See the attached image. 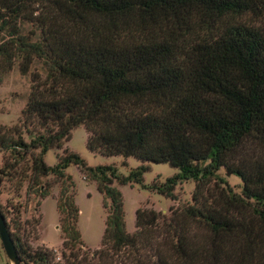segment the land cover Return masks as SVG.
Segmentation results:
<instances>
[{"label":"trees","instance_id":"trees-1","mask_svg":"<svg viewBox=\"0 0 264 264\" xmlns=\"http://www.w3.org/2000/svg\"><path fill=\"white\" fill-rule=\"evenodd\" d=\"M25 24L35 31L24 34ZM35 62L44 77L30 71ZM16 64L31 83L23 120L39 130L26 141L17 127L0 128L9 157L0 182L23 179L27 157L34 196H50L40 180L53 177L63 236L60 262L47 247L32 248L0 209L20 264H104L123 255L132 264H264V0H0V82ZM80 126L92 154L141 165L123 176L64 149L48 166V151L62 150ZM251 148L261 155L248 156ZM150 163L178 172L145 184ZM71 165L96 183L107 211L101 249L89 258ZM221 170L240 179L239 193ZM115 182L172 201L179 184L195 188L191 204L171 210L162 226V215L138 209L129 234ZM160 228L169 252L156 245Z\"/></svg>","mask_w":264,"mask_h":264},{"label":"rangeland","instance_id":"rangeland-1","mask_svg":"<svg viewBox=\"0 0 264 264\" xmlns=\"http://www.w3.org/2000/svg\"><path fill=\"white\" fill-rule=\"evenodd\" d=\"M35 31L31 24H25L23 33L28 34ZM31 72L37 71L42 77L45 76V70L39 62H35L31 67ZM30 76L22 75L16 64L13 69L2 77L0 82V128L13 129L17 127L22 133L23 138L27 141L31 131L39 130L38 127H32L25 123L22 112L26 107L28 96L30 93ZM88 134L84 127L80 126L72 131L71 140L64 144L62 150H50L45 155L44 161L48 166L57 163V157L62 155L64 149L78 154L88 167L96 166H115L118 173L127 176L132 169L141 165L134 158L123 159L120 156L104 157L92 154L86 148ZM247 155L257 157L261 153L254 149H249ZM5 161H9L8 152L0 151V168ZM30 160L28 157L25 164L18 168L25 169V177L22 179L2 178L0 182V209L4 213L6 219L12 227L14 224H20V234L29 237V244L32 248L47 247L56 254V260L62 262L61 251L63 236L59 228V213L56 208V200L58 198L61 185L57 183L53 177L42 178L40 182L49 183L51 195L41 200L38 196H34L29 188L33 184L29 171ZM149 171L144 174V183L151 184L156 181L162 184L169 177L178 172L177 169L171 168L167 164H148ZM74 183L75 203L79 210L77 228L81 234L83 251L91 257L96 251L101 249V240L105 230V220L107 211L103 208V197L97 191L95 182L87 181L80 168L71 165L66 169ZM219 175L226 179L230 187L237 193L240 192L241 181L239 178L227 174L224 170ZM22 181V182H19ZM113 187L118 189L122 195L124 221L126 231L134 234L137 229L135 226L136 211L138 209L153 210L162 215L159 221L160 225L168 220L171 210H180L191 204L192 194L195 184L193 182H183L175 189L176 200L166 199L155 192L142 190L138 186H120L114 183ZM38 220L39 225L36 227V234L32 232V222ZM13 231V228L10 229ZM155 233L157 244L163 252H169L170 248L163 237V229ZM20 235V236H21ZM197 240H205V233L200 230L196 232ZM31 237V238H30ZM155 243V242H154ZM258 247L261 255L264 257V242L258 241ZM94 264H99V260L95 259ZM0 264H11L7 259L0 240ZM103 264V263H102ZM104 264H132V259L126 256L111 257Z\"/></svg>","mask_w":264,"mask_h":264},{"label":"water","instance_id":"water-1","mask_svg":"<svg viewBox=\"0 0 264 264\" xmlns=\"http://www.w3.org/2000/svg\"><path fill=\"white\" fill-rule=\"evenodd\" d=\"M0 240L2 243L3 250L6 254L7 259L11 264H20L17 250L11 238L10 232L7 227V223L0 213Z\"/></svg>","mask_w":264,"mask_h":264}]
</instances>
